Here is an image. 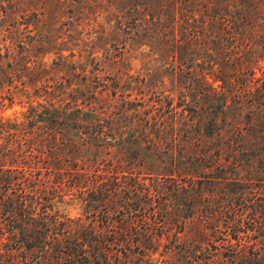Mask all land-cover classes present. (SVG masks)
Masks as SVG:
<instances>
[{
    "label": "rangeland",
    "instance_id": "1",
    "mask_svg": "<svg viewBox=\"0 0 264 264\" xmlns=\"http://www.w3.org/2000/svg\"><path fill=\"white\" fill-rule=\"evenodd\" d=\"M183 2L0 0V176L42 171L35 218L13 239L47 221L45 205L62 217L47 237L99 221L64 174L27 156L44 144L81 183L98 168L138 181L130 204L157 230L127 264H264V37L240 59L214 30L192 46ZM2 242L15 244L0 239V264L44 262Z\"/></svg>",
    "mask_w": 264,
    "mask_h": 264
},
{
    "label": "trees",
    "instance_id": "2",
    "mask_svg": "<svg viewBox=\"0 0 264 264\" xmlns=\"http://www.w3.org/2000/svg\"><path fill=\"white\" fill-rule=\"evenodd\" d=\"M183 1L182 6H185L186 12L190 14L189 23H186L188 26L186 39L192 46H196L197 41L204 39L208 30H214L212 42L220 44L224 54L232 56L233 52L238 50L237 58L240 59L242 51L239 50L243 49V46L251 47L255 38L260 34L264 37V0ZM230 59L227 61L229 62ZM238 74H242L240 70ZM222 82L221 88L228 92L235 80H223ZM247 92L250 93V91ZM224 104L226 106L227 102L225 101ZM32 116L36 118L39 114ZM48 121L52 124H60L54 118ZM49 137L56 141V137L51 133ZM23 153L25 152H21ZM27 156H30L36 165L42 163L45 166L46 175L54 174L61 177L64 174L67 179L65 183L78 190L82 201L89 208L100 209L97 215L99 221L97 226L91 224L89 227L77 225L73 228L64 225L60 233L55 232L56 236H49L50 239H48L49 237L44 233H50L53 224L61 225L62 217L58 215V211L55 216H50L48 210L53 212V207L45 205L41 213L47 221L39 223L38 226L33 224L34 234H27L26 238H22L23 235L22 239H16L15 235L13 239L12 230L28 232L25 224L21 223L22 218L27 216L31 219L35 218L31 213L32 207L29 205V199L34 196L42 200L37 188L42 171L39 170L36 174L35 171L26 173L23 167L19 171L22 176L19 177L10 175L13 168H9L4 171L3 176H0V239L8 236V241L13 240L15 244L8 246L2 242L3 250L25 248L27 251H35L40 249L44 251V262L40 261L37 264H82V261L86 264H127L130 262L127 251L149 250L146 242L152 241L151 231L157 229H151L149 219L152 217H149L140 205L137 206L138 209H134L130 204L131 196L136 197L135 194L139 191V183L133 177H129L130 181H121L118 174H111L98 168L81 183L82 173L75 169L59 168L57 158L53 156L51 148L47 145L34 144ZM124 178L128 177L124 176ZM81 185L83 191L78 189ZM3 191H12L14 197L4 195ZM111 251H118V253ZM96 256H100L103 262L96 263ZM22 264L29 263L24 261Z\"/></svg>",
    "mask_w": 264,
    "mask_h": 264
}]
</instances>
